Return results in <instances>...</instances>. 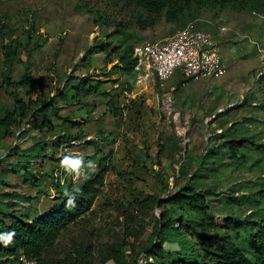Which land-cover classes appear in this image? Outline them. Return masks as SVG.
<instances>
[{"label":"rangeland","instance_id":"374dc122","mask_svg":"<svg viewBox=\"0 0 264 264\" xmlns=\"http://www.w3.org/2000/svg\"><path fill=\"white\" fill-rule=\"evenodd\" d=\"M143 13L127 0H0V118L13 111L15 94L33 107L12 135L0 133V220H33L66 190L104 174L86 214L54 244L55 258L155 264L141 248L159 241L165 207L141 206L149 197L166 200L190 179L196 190L212 191L210 230L219 234L230 233L227 217H258L264 207L257 204L264 189V14L230 8L200 14L197 25L214 37L225 76L183 85L176 71L160 86L151 75L137 82L134 73L130 91L114 53L98 48L163 42L192 22L171 23L162 14L141 29ZM73 75L97 88L88 105L63 106L64 83ZM20 78L24 85L16 87ZM236 137L250 141L240 160H229L224 142ZM65 158L79 167L62 165Z\"/></svg>","mask_w":264,"mask_h":264},{"label":"trees","instance_id":"16d2710c","mask_svg":"<svg viewBox=\"0 0 264 264\" xmlns=\"http://www.w3.org/2000/svg\"><path fill=\"white\" fill-rule=\"evenodd\" d=\"M127 2L144 12L137 21L141 29L154 26L162 14L168 22L184 25L188 21L198 20L203 10L230 8L236 12L264 14V0H127ZM119 42L122 46L112 47L111 52L107 53L106 50L112 42L106 44V48L99 47L98 50L107 56L114 53L118 59L115 68L129 75L131 91L135 83L134 45ZM87 81L73 78L64 83L65 91L63 90L60 99L65 103L63 106L88 105L86 101L88 95L96 94L97 88L93 87V83L88 85ZM99 84L97 83V86ZM17 85L19 87L24 85L23 78L16 82V87ZM14 101L13 111L6 115L2 114L0 118L2 137L12 135V128L17 126L18 120H25L28 117L27 108H33L30 104L25 108L20 94H15ZM113 109L111 114L117 117L116 108ZM45 110L42 106L38 112H42L46 117ZM249 141L246 137L226 140L224 143L227 159L240 160L242 158L240 151ZM102 160L101 157L100 165ZM103 175L101 173L96 178L86 180L75 190H66L46 213L33 220L26 215H11L9 223L6 224L0 220V264H22V258L34 261L35 264H79V260L71 256L55 258L51 251L61 234L86 214L90 201L100 193ZM190 180L174 193L170 192L166 200L149 197L144 201L141 206L143 209H153L157 206L165 208L162 209L161 217L156 224L154 237L159 241L141 248V252L151 254L156 261L155 264H264V207L258 217L250 216L243 220L235 216L227 217L226 223L230 233L219 234L210 230L213 219L207 196L209 197L212 191L210 189L198 191ZM258 195L257 204L260 205L264 203V189L259 190ZM231 198L238 203L255 201L252 198L244 200ZM29 221H32L30 227L27 226ZM163 242L176 243L178 249L168 251L163 247ZM113 259L117 261L116 256Z\"/></svg>","mask_w":264,"mask_h":264},{"label":"built area","instance_id":"2783aa9c","mask_svg":"<svg viewBox=\"0 0 264 264\" xmlns=\"http://www.w3.org/2000/svg\"><path fill=\"white\" fill-rule=\"evenodd\" d=\"M197 21L189 22L163 42H143L134 46L137 82L151 75L163 86L176 71L180 73L183 85L226 75L227 68L214 37L209 31L198 27ZM22 264L35 262L22 258Z\"/></svg>","mask_w":264,"mask_h":264},{"label":"clouds","instance_id":"9594fccd","mask_svg":"<svg viewBox=\"0 0 264 264\" xmlns=\"http://www.w3.org/2000/svg\"><path fill=\"white\" fill-rule=\"evenodd\" d=\"M66 164H71V167L75 169V168L79 167L80 161L77 160V161H74V162H70L67 158H65L62 161V165H66ZM9 239H10V237H9Z\"/></svg>","mask_w":264,"mask_h":264}]
</instances>
